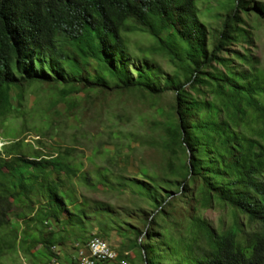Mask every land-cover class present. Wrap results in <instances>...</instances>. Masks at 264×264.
Returning a JSON list of instances; mask_svg holds the SVG:
<instances>
[{
    "label": "trees",
    "instance_id": "1",
    "mask_svg": "<svg viewBox=\"0 0 264 264\" xmlns=\"http://www.w3.org/2000/svg\"><path fill=\"white\" fill-rule=\"evenodd\" d=\"M220 6L210 29L196 0H0V111L14 92L15 117L24 124L39 114L35 141L53 146L45 152L19 138L0 149V256L27 242L57 256L56 246L89 238L82 236L92 216L112 212L106 202L80 204L75 182L91 180L135 195L149 210L143 229L120 232L135 233L137 260L129 264H264V71L245 27L251 16L264 22V0ZM133 32L148 35L146 52L166 57L171 68L130 49ZM34 83L54 95L45 107L24 106ZM125 91L148 99L156 116L143 133L124 127L125 113L105 117V140L98 136L86 157L103 164L90 173L76 159L90 132L67 109L95 92ZM138 140L160 147V175L140 167L141 177L127 176L114 167L115 154ZM210 208L230 219L215 227L203 215ZM97 224L93 234L103 239L114 228Z\"/></svg>",
    "mask_w": 264,
    "mask_h": 264
},
{
    "label": "rangeland",
    "instance_id": "2",
    "mask_svg": "<svg viewBox=\"0 0 264 264\" xmlns=\"http://www.w3.org/2000/svg\"><path fill=\"white\" fill-rule=\"evenodd\" d=\"M225 0H196V5L199 11L200 19L210 28L213 29L219 23V15L224 13L220 3ZM246 28L252 32L253 41L249 44L252 53L259 59V67L264 71V22L257 20L251 16L248 18ZM129 47L140 57L147 55V62L150 65L158 64L161 68L169 70L171 64L166 57L156 53L146 52L147 48L153 44V40L142 32H133L128 35ZM142 52H138V50ZM53 93L48 89L45 83H34L28 86L25 90L24 106L45 107L48 101L53 99ZM7 97V98H6ZM5 97L3 102L4 108L0 111V149L4 143L9 140L24 138V141L31 142L34 149H42L45 152H50L53 148L49 139H43L42 143H37L35 139L38 137L33 130V126L39 125L40 116L36 113H30L28 119L23 124L21 119L16 118L13 109L16 108V98L14 92H10L9 96ZM77 104L70 106L67 111L74 112L76 118L83 121V128L88 130L90 134L86 139L84 146H80L78 152H83L82 155H77L76 159L83 162V168L90 173L93 172L95 165L103 164L100 157H94L92 161L86 159L90 156L92 143L96 142L98 136H102L105 140V133L103 128L110 127L106 120L111 112L119 111L125 113L122 117L124 127H127L135 133H143L148 130V120L156 116L154 109L148 104V99L142 97L139 92L125 91L124 93H93L92 100L87 97H80ZM10 105V108H9ZM102 105H104L102 107ZM59 107H62L59 104ZM8 109V110H6ZM106 117V119H105ZM74 120V119H73ZM106 120V121H105ZM120 122V123H121ZM126 122V123H125ZM70 125L72 123L70 122ZM73 127L66 128L67 133L72 132ZM97 132H102L101 134ZM7 135H6V134ZM90 135L93 137L91 138ZM99 139V137H98ZM41 145V146H40ZM105 147L114 153L113 145L106 144ZM117 170L127 176L141 177L140 167H146L151 171L150 173H157L160 175L163 168L162 151L159 146H151L147 142L140 140L134 141L131 148L123 147L121 152L115 154ZM95 162V164H92ZM75 189L80 194V204H83V199L87 200L88 204L93 201H102L110 205L111 213H99L89 220V225L92 227L82 237H89L93 233H97V223H114L108 235L104 238L105 241L120 255L117 260L110 264H122L121 261H126V264L132 263V260H137L138 248L131 245V240L135 238V233L131 231L130 234L123 236L120 232L126 229H143L149 210H146V205L135 195L129 192H118L109 190L106 187L97 184V182L90 180L89 183L75 182ZM85 207V208H87ZM181 205L176 204L175 214L181 210ZM180 214L176 215L177 217ZM203 215L212 221L215 227L220 225V219L228 221L229 215L226 214L225 209L213 208L205 209ZM9 218L15 220L14 213L9 210ZM24 224L18 223V232L23 230ZM57 256H50L42 253L40 245H34L27 242L23 250L19 249L15 252H9L0 256V264H69L76 255L73 250V241L67 240L64 245L56 246L54 248ZM77 260V259H76Z\"/></svg>",
    "mask_w": 264,
    "mask_h": 264
},
{
    "label": "built area",
    "instance_id": "3",
    "mask_svg": "<svg viewBox=\"0 0 264 264\" xmlns=\"http://www.w3.org/2000/svg\"><path fill=\"white\" fill-rule=\"evenodd\" d=\"M78 264H96L106 261L109 264L118 259V253L103 239L93 234L83 242L74 241ZM126 264V261H121Z\"/></svg>",
    "mask_w": 264,
    "mask_h": 264
}]
</instances>
